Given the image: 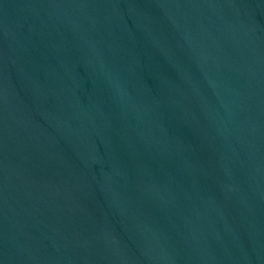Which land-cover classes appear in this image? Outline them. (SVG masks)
I'll list each match as a JSON object with an SVG mask.
<instances>
[{
	"label": "water",
	"instance_id": "obj_1",
	"mask_svg": "<svg viewBox=\"0 0 264 264\" xmlns=\"http://www.w3.org/2000/svg\"><path fill=\"white\" fill-rule=\"evenodd\" d=\"M0 264H264V0H0Z\"/></svg>",
	"mask_w": 264,
	"mask_h": 264
}]
</instances>
